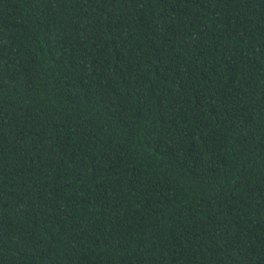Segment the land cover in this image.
I'll use <instances>...</instances> for the list:
<instances>
[{"label": "trees", "instance_id": "obj_1", "mask_svg": "<svg viewBox=\"0 0 264 264\" xmlns=\"http://www.w3.org/2000/svg\"><path fill=\"white\" fill-rule=\"evenodd\" d=\"M0 264H264V0H0Z\"/></svg>", "mask_w": 264, "mask_h": 264}]
</instances>
